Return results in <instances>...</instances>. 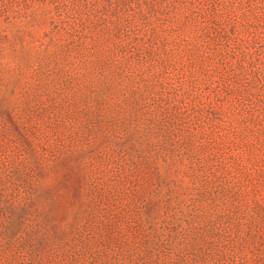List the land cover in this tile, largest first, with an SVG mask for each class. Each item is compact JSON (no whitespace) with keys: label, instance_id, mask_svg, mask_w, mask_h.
Instances as JSON below:
<instances>
[{"label":"rangeland","instance_id":"rangeland-1","mask_svg":"<svg viewBox=\"0 0 264 264\" xmlns=\"http://www.w3.org/2000/svg\"><path fill=\"white\" fill-rule=\"evenodd\" d=\"M0 264H264V0H0Z\"/></svg>","mask_w":264,"mask_h":264}]
</instances>
